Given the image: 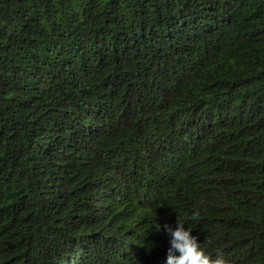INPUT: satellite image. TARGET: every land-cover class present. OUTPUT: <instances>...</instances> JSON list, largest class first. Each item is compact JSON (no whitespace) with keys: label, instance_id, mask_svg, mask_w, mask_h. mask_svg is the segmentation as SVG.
<instances>
[{"label":"trees","instance_id":"1","mask_svg":"<svg viewBox=\"0 0 264 264\" xmlns=\"http://www.w3.org/2000/svg\"><path fill=\"white\" fill-rule=\"evenodd\" d=\"M178 220L264 264V0H0V264H166Z\"/></svg>","mask_w":264,"mask_h":264},{"label":"clouds","instance_id":"2","mask_svg":"<svg viewBox=\"0 0 264 264\" xmlns=\"http://www.w3.org/2000/svg\"><path fill=\"white\" fill-rule=\"evenodd\" d=\"M199 213H194L198 216ZM171 236V247L168 249L166 264H228L224 254L218 251L215 256L206 253L198 243L197 238L191 235L192 229L184 227V223L178 220L177 227L164 226ZM160 230V225H156ZM179 255H176V253Z\"/></svg>","mask_w":264,"mask_h":264}]
</instances>
